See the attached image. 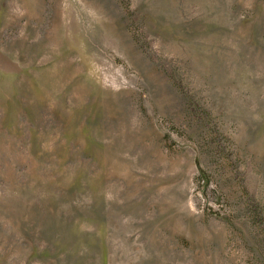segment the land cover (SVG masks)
Here are the masks:
<instances>
[{"label": "rangeland", "instance_id": "374dc122", "mask_svg": "<svg viewBox=\"0 0 264 264\" xmlns=\"http://www.w3.org/2000/svg\"><path fill=\"white\" fill-rule=\"evenodd\" d=\"M0 264H264V0H0Z\"/></svg>", "mask_w": 264, "mask_h": 264}]
</instances>
